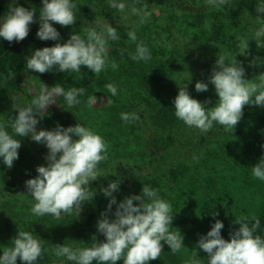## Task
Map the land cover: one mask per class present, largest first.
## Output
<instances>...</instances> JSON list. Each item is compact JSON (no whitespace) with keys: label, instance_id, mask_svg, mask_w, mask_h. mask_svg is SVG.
I'll return each mask as SVG.
<instances>
[{"label":"clouds","instance_id":"obj_1","mask_svg":"<svg viewBox=\"0 0 264 264\" xmlns=\"http://www.w3.org/2000/svg\"><path fill=\"white\" fill-rule=\"evenodd\" d=\"M228 2L207 0L208 5L217 9ZM108 4L121 12L127 7L119 0H108ZM74 9H77V5L71 0H42L37 21L34 11L14 4L0 21V38L9 43L22 41L29 34V26L38 22L37 38L57 43L34 50L27 59L28 70L44 74L58 66V71L62 73L68 70L80 72L81 66H85L93 74L99 75L108 64L109 41L119 40L120 34L108 22H97L95 27L73 32L65 42H58L60 33L53 24L61 27L74 25L77 20ZM255 11L260 27L254 30L253 35L259 47L264 37V19L260 16L264 14V3L257 4ZM137 14L140 15L141 24L149 15L146 11ZM126 35L130 41L137 42L135 30L128 31ZM248 42L246 38H240L238 47L242 52L239 54L247 55ZM130 58L137 62L151 59L150 51L143 41L136 43L135 52L130 54ZM258 62L264 63L254 58L249 64L251 66ZM111 67L115 70L118 66L112 62ZM188 83L190 77L178 87L173 100L174 114L185 125L201 132L211 130L214 123L233 130L241 120L246 105L264 107V72L256 75L255 79H245V69L236 55H217L207 83L197 81L194 85L198 93L208 91V84L214 86L217 100L213 106L206 107L209 103L207 100L201 103L192 98ZM41 84L40 95L31 105L12 107L17 115L7 120L16 138L4 125H0V159L7 168L13 166L21 147L17 137H29L43 144L48 150L44 157L46 166H37V175L25 181L26 194L34 201L31 212L38 217L50 214L59 218L61 213L78 216L82 205L96 195L90 183L101 177L97 166L107 160L108 146L99 134L80 123L68 127L57 123L51 130H38V118H43L42 113H47V109L56 104V96H62L67 105L73 107L80 103L78 96L85 91L83 88L65 91L59 84L49 90V86ZM105 87L112 97L117 95L114 84ZM95 101L96 97L93 96L89 103L94 104ZM108 103H111L110 99ZM121 119L130 122L138 119V116L135 113H121ZM261 148L264 149V144ZM251 171L256 179L264 181V155L251 167ZM119 184V180L109 181L107 187L100 189L109 198L106 209L96 222V231L104 236V241H97L93 235L91 247L73 248L57 244L53 248L56 257L66 258L73 264H92L93 261L98 264H117L121 260L123 264H149V261L158 260L163 252L161 242L167 244L173 254L185 247L182 234L171 226L174 218L171 205L159 196L156 189L143 184L140 194L129 195L117 202L113 193L119 191ZM211 215L215 218L218 213L213 212ZM234 223L239 227L230 231L229 239L226 240L221 236L223 223L215 220L210 230L199 236L185 264H202L196 249L207 254V264H264V238L255 234L260 228L259 218L242 214ZM43 251L40 240L31 231L21 230L11 239V246L4 247L0 252V264H17V259L22 264H37L38 258L43 257Z\"/></svg>","mask_w":264,"mask_h":264},{"label":"rangeland","instance_id":"obj_2","mask_svg":"<svg viewBox=\"0 0 264 264\" xmlns=\"http://www.w3.org/2000/svg\"><path fill=\"white\" fill-rule=\"evenodd\" d=\"M132 1L134 0H119L125 4ZM76 5L77 20L73 32L79 33L81 29L95 27L97 22H108L111 26L116 27L120 34L119 40L109 41L108 64L104 69L110 76L111 84L116 86L117 95L112 97L108 92H99L94 95L96 97L94 104H90L89 99L87 102L79 103L73 107H69L67 104L59 106L55 97L56 104H52L47 109V113H42L43 118H38L40 122L37 124V129L51 130L56 127L57 123L63 127L80 123L99 134L108 146V158L105 160V165L108 164V167L98 170L101 177H98L97 181L106 178L122 182L124 178L133 176L131 187L123 194L115 196L117 202L129 195L140 194L143 184L156 189L159 196L171 205V214L174 215L172 227H176L175 229L182 234L185 246L176 254L170 251L171 259L167 260V263L185 264V261L191 256V250L196 246L199 236L206 234L215 220L218 219L223 223L221 236L226 240L229 239V232L239 227L234 223V220L239 219L242 214L251 217L259 212L262 208L261 204L264 202V195H261L263 196L261 198L257 189L254 192L255 186L253 185L259 179L252 175V171L244 172L230 167L222 169L211 155L209 157L202 156L206 150L202 151L201 155L198 149L186 148V142L191 140L183 139L182 131L180 138L183 140L175 141L174 138V141H170L165 146L170 149L166 157L158 164L151 165L150 156L159 157L158 150L161 149V147L154 146L151 139L153 129L143 122H138V119L130 122H124L121 119V113H132L123 107L127 102L126 99L129 98L130 91L144 92L141 88H136L133 83L125 84L123 74L129 65L127 52L134 54L136 43L139 41H143L149 49L157 43V40L161 41L162 37L166 40L167 35L171 37L168 42L178 38L186 43L188 48L182 51L183 61L190 62L189 69L186 70L187 73L186 71L182 72L181 83L190 77V83L194 85L197 81L207 83L217 55H236V59L245 69V79H255L256 75L264 72V63L258 62L251 66L249 64V61L254 58L264 61V56L261 54L251 55L249 61L245 58L242 59V56L246 57L249 54H239L242 50L238 49L237 45L240 38H244L245 29L248 27L245 20L239 17L229 18L230 15L227 11L218 12L219 14L217 13L214 17L211 15L210 17L215 22L209 23L207 27H192L187 23L182 26L181 23L185 17L178 20L180 27L178 24L176 25L177 31H174L172 26L171 35L167 25L162 29L157 27L159 23L157 9L148 11L147 19L141 24L140 15L136 12L120 14L119 10L109 7L108 0H94L93 2L82 0ZM216 26L221 28L218 35H216ZM178 29L182 31L177 33ZM130 30H135L137 42L128 39L126 33ZM175 34H177L176 37ZM180 35L182 36L178 37ZM248 45H250L248 49L253 50L256 47L250 42ZM155 46L157 49L160 47V45ZM169 50H165L167 53L164 58L168 56ZM238 55L241 56L237 58ZM112 62L118 66L115 70L111 67ZM259 68L262 71L258 73L257 69ZM32 85V79L28 78L27 84L22 83L20 86H16L13 82H8L2 87L0 125H4L14 138H16L15 134L7 119L17 115L12 108L14 105L29 106L36 99L35 97L29 99V96L35 95L37 91ZM199 94L200 96L204 95L200 99L201 103L209 101L206 107L213 106L217 100L214 86L211 84H208V91L199 92ZM109 99L111 103H108ZM140 107L144 108V105L140 104ZM52 109L58 112L55 114ZM255 117L254 113L247 114L242 117L245 118L247 124L239 125L246 127ZM239 125L230 132L239 129ZM183 131L190 133L191 137L201 133L199 129L188 127L185 123ZM165 137L163 139L169 140V132L165 133ZM17 139L20 140L22 147L30 149L38 155L40 166H46L44 157L48 150L43 144H38L29 137H17ZM210 146L211 148L216 147L215 144ZM39 150H43L44 155L38 153ZM211 151L214 152L213 149ZM151 181L155 182L154 186L149 183ZM93 190L96 191V195L90 202H85L82 205L78 216H75L74 213H61L59 218L50 214L38 217L31 212L34 201L30 197H26L22 192L16 195L9 194L6 192L4 184L0 182V252L4 247L11 246V239L17 232L28 230L40 240L44 250L43 257L38 258L37 264H64L67 261L66 258L56 257L53 252L55 245L64 244L73 248L84 247L80 240L82 241L88 233L87 229L82 228V225L93 214L92 227L96 228V222L101 212L107 207L109 198L105 197L97 188ZM134 203L136 202L134 201ZM114 210L115 205H113ZM213 212L218 213L215 218L211 215ZM109 217L112 218L111 213H109ZM196 250L202 264L203 261L204 264H207V254L200 249ZM17 264H22V262L17 259Z\"/></svg>","mask_w":264,"mask_h":264},{"label":"trees","instance_id":"obj_3","mask_svg":"<svg viewBox=\"0 0 264 264\" xmlns=\"http://www.w3.org/2000/svg\"><path fill=\"white\" fill-rule=\"evenodd\" d=\"M82 0H71L75 5L80 3ZM94 0H90L93 2ZM232 1V2H231ZM264 3V0H229V2L217 9L207 4V0H134L131 3H126V8L123 12L129 13H140L148 12L153 9L159 11L157 27H168L169 33L176 25L179 24L178 20L183 18L184 21L181 23H187L192 27H207L209 23H214L215 20L210 16H216L217 13H224L227 11L230 17H239L245 20L248 28L245 29L244 38L249 40L254 46L256 45L255 38L253 35L254 30L260 27V24L256 21L257 13L255 11L256 5ZM14 4H18L25 8H29L34 11L36 16L34 19L38 21L42 7V0H0V21L7 15L10 7ZM243 6V7H242ZM133 9H136L134 12ZM76 12V9H74ZM120 14L122 13L119 11ZM218 13V14H219ZM108 14H110L108 12ZM261 18L264 19V14H260ZM188 18V20H186ZM210 21V22H209ZM215 25V24H213ZM245 25V26H246ZM53 27L60 33V43L65 42L71 33H73L76 27V22L72 26L61 27L59 24H53ZM39 23H33L29 26L28 36L19 42L8 41L0 38V93L2 87L8 83L13 82L16 86H20L22 83H28V78L33 81L32 87L37 89L35 95H30L37 98L40 94L42 84L49 86V90L55 85L59 84L64 88L65 91L70 88H83L84 94L78 96L80 103L87 102L91 97L98 94L99 92H108L106 85L111 83L110 76L104 70L99 74L95 75L91 70L85 66H81L80 72H74L68 70L66 72H59L58 66H55L52 70L47 73L40 74L27 68V59L30 58L33 51L43 47H51L57 41H42L37 38L36 32L38 31ZM178 28V26H177ZM216 35L219 34L221 28L216 26ZM188 29H190L188 27ZM182 31L178 29L179 33ZM187 32V31H186ZM177 34H175L176 37ZM182 35L178 36L181 37ZM170 36H166V40L162 37V40H157L155 45H160L159 49L155 45H152L150 49L151 59L145 61H133L130 58V54L127 52L128 67L124 70L125 84L133 83L138 89H142L144 92L139 93L135 90L130 91L129 98L123 106L127 111L138 115V122L147 124L150 129L152 128V141L154 146L161 149L158 150L159 157L150 156L151 165L158 164L166 157L170 151L169 148L165 147L170 141H178L177 139L191 140L186 142V148L198 149L199 154L202 155V151L206 150V153L202 156L211 155L215 158V161L223 169L235 168L240 171H251V167L256 165L261 156L264 155V149L261 145L264 144V107L255 105H246L243 110L244 117L247 114H256V117L252 119L251 123L242 126L239 124H247L245 118H241L237 125L239 129L230 132L232 129H227L224 126L214 123L211 130L208 132H201L198 136L191 137L190 133H184L183 124L184 122L179 120L174 114L173 100L178 93V87L182 86L181 77L182 72L188 68L190 62L183 61L182 51L187 48V44L175 38L174 41H169ZM248 42V43H249ZM239 45V44H238ZM237 45V48L240 49ZM250 47V45H248ZM252 47V46H251ZM257 47V45H256ZM249 48L247 51L248 56H242V59L249 61L251 55L257 56L261 54L264 56V37L260 40V46ZM170 49L168 56L164 58L167 53L165 50ZM242 50V49H240ZM258 52V53H257ZM163 58H162V57ZM241 55H238L239 58ZM259 68L257 72H261ZM187 73V71H186ZM137 81V83H136ZM189 84V83H188ZM125 87L123 86V89ZM188 92L194 99L200 101L201 97L199 93L195 91L194 84L188 85ZM56 101L59 106L67 104L62 96H56ZM140 104L144 105V108L140 107ZM132 108V109H131ZM56 114L58 111L52 109ZM115 111V110H114ZM236 125V126H237ZM235 126V127H236ZM234 127V128H235ZM195 128V127H194ZM197 130V128H195ZM182 131V138L180 133ZM169 132V140H165V133ZM191 137V138H190ZM182 139V140H183ZM215 144V148H211L210 145ZM184 145V144H183ZM213 149L214 152L211 150ZM220 150V151H218ZM41 155H44L43 150H39ZM35 152L30 149L27 150L24 147L18 149V159L13 162L11 168H7L3 160L0 159V182L4 184V188L9 194L16 195L22 192L26 197L25 181L34 178L36 173V167L40 166V159ZM106 161H102L98 166V170L106 169L108 166L105 165ZM133 176H128L123 179L119 184V191L113 193L114 196L123 194L131 187V181ZM109 180L104 178L101 181H93L90 183V188L100 190L102 187H107ZM152 186L155 185L154 181L149 182ZM264 181L258 180L253 186L254 192L258 190L260 197L264 195ZM262 208L254 216L260 220V228L257 229L256 235H260L264 238V202L261 204ZM250 213V212H249ZM94 215L92 214L88 220L84 222L82 228L87 229V236L80 240V243L84 247H91L94 241L92 236L95 235L97 241H104V236L96 231V228L92 227V220ZM172 226V225H171ZM176 228V227H175ZM172 230V229H171ZM163 252L161 253L158 260L149 261V264H168L167 260L171 259L169 255L170 248L164 242ZM172 253V252H171ZM175 256V255H173ZM64 264H73V262L66 261ZM92 264H98L97 261H93ZM117 264H123V260L118 261ZM171 264V263H170Z\"/></svg>","mask_w":264,"mask_h":264}]
</instances>
